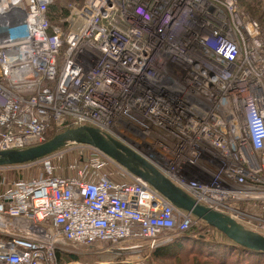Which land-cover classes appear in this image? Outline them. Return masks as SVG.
Wrapping results in <instances>:
<instances>
[{
	"label": "built area",
	"instance_id": "2783aa9c",
	"mask_svg": "<svg viewBox=\"0 0 264 264\" xmlns=\"http://www.w3.org/2000/svg\"><path fill=\"white\" fill-rule=\"evenodd\" d=\"M54 1L0 0V151L97 127L264 235V6L69 1L64 28ZM12 167L40 174L0 191V264H81L58 256L71 243L153 251L203 226L86 143Z\"/></svg>",
	"mask_w": 264,
	"mask_h": 264
},
{
	"label": "water",
	"instance_id": "95a60500",
	"mask_svg": "<svg viewBox=\"0 0 264 264\" xmlns=\"http://www.w3.org/2000/svg\"><path fill=\"white\" fill-rule=\"evenodd\" d=\"M69 142L86 143L103 151L135 176L146 180L178 208L190 211L194 216L203 219L236 243L245 245L255 251L264 252L263 234L246 228L229 215L212 210L203 204H198L187 191L182 190L171 179L164 176L156 166L113 136L103 134L97 127L82 125L78 128H68L38 145L25 147L24 149L1 150L0 166L26 164L27 162L39 160L44 156L53 154L56 150L68 145Z\"/></svg>",
	"mask_w": 264,
	"mask_h": 264
},
{
	"label": "trees",
	"instance_id": "16d2710c",
	"mask_svg": "<svg viewBox=\"0 0 264 264\" xmlns=\"http://www.w3.org/2000/svg\"><path fill=\"white\" fill-rule=\"evenodd\" d=\"M69 1L79 0H56L48 6V18L53 24L66 28V22L61 20L70 13L66 4ZM81 1V0H80ZM243 10L258 20H263L262 9L264 0H238ZM56 132H51L47 137L53 138ZM200 229L194 227L187 229L179 235H175L171 241L158 245L151 253V261L156 263L158 259H180L182 257L203 258L211 264H264V252L255 251L247 246L240 245L228 238L217 228L203 221ZM58 256L65 261H79L81 264H96L83 260L81 254L58 251ZM122 256L117 258L121 260ZM83 260V261H82ZM101 264H123L122 261ZM138 264V263H130ZM159 264V263H156Z\"/></svg>",
	"mask_w": 264,
	"mask_h": 264
},
{
	"label": "rangeland",
	"instance_id": "374dc122",
	"mask_svg": "<svg viewBox=\"0 0 264 264\" xmlns=\"http://www.w3.org/2000/svg\"><path fill=\"white\" fill-rule=\"evenodd\" d=\"M40 171L35 169H21L18 167L0 166V180L4 183L0 185V191L6 186L12 184V182L19 179H26L34 176H39ZM69 250L75 251L81 254L83 260L88 262H94L96 264L101 263H115V261H122L123 264L138 263V264H211L205 261L203 258H190L182 257L180 259L170 258V259H158L155 260L156 263L151 261V253L153 251L143 248L140 250L126 249L125 244L110 246L108 244H103L99 247L90 248L89 246H82L77 244H69ZM118 256H122L121 260ZM82 260V261H83ZM216 264V263H215Z\"/></svg>",
	"mask_w": 264,
	"mask_h": 264
}]
</instances>
